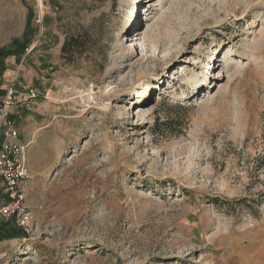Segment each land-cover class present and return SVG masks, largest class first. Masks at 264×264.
<instances>
[{"label":"rangeland","instance_id":"374dc122","mask_svg":"<svg viewBox=\"0 0 264 264\" xmlns=\"http://www.w3.org/2000/svg\"><path fill=\"white\" fill-rule=\"evenodd\" d=\"M60 3L0 0V100L36 94L0 264H264V0Z\"/></svg>","mask_w":264,"mask_h":264},{"label":"built area","instance_id":"2783aa9c","mask_svg":"<svg viewBox=\"0 0 264 264\" xmlns=\"http://www.w3.org/2000/svg\"><path fill=\"white\" fill-rule=\"evenodd\" d=\"M16 79L9 81L0 100V218L12 219L19 228L27 230L31 226L32 214L26 203V185L29 179L25 162L27 141H21L18 129L10 119V111L17 104ZM30 89L22 102V107H29V98L35 97Z\"/></svg>","mask_w":264,"mask_h":264},{"label":"trees","instance_id":"16d2710c","mask_svg":"<svg viewBox=\"0 0 264 264\" xmlns=\"http://www.w3.org/2000/svg\"><path fill=\"white\" fill-rule=\"evenodd\" d=\"M61 0H50V5L59 10L63 7L60 3ZM28 41V40H26ZM91 41L90 36L87 32H66L60 46L61 58L66 65H74L75 61L87 54L92 53L93 48L89 46ZM25 42L20 44L19 40L14 44V51L16 53H22L24 51ZM92 49V50H91ZM7 54V53H6ZM104 54V53H103ZM2 53L0 52V58ZM2 193L0 189V202ZM25 236V231L15 225L12 219L0 220V242L9 240L15 237Z\"/></svg>","mask_w":264,"mask_h":264},{"label":"crops","instance_id":"0c3cea01","mask_svg":"<svg viewBox=\"0 0 264 264\" xmlns=\"http://www.w3.org/2000/svg\"><path fill=\"white\" fill-rule=\"evenodd\" d=\"M20 98L17 100V104L10 111V119L15 123L16 128L18 129V136L21 141H28L27 129H24L23 125H20L19 122L24 120L26 117V110L22 107V102H20ZM1 203V202H0Z\"/></svg>","mask_w":264,"mask_h":264},{"label":"bare ground","instance_id":"6f19581e","mask_svg":"<svg viewBox=\"0 0 264 264\" xmlns=\"http://www.w3.org/2000/svg\"><path fill=\"white\" fill-rule=\"evenodd\" d=\"M41 5V4H40ZM130 58V56H128V57H126L125 58V60L126 59H129ZM229 71H228V73L225 75L226 77H231V75H232V70L231 69H228ZM208 97V96H207Z\"/></svg>","mask_w":264,"mask_h":264}]
</instances>
